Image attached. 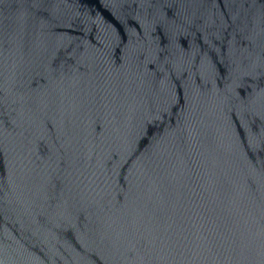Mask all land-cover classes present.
Wrapping results in <instances>:
<instances>
[{"label": "water", "instance_id": "1", "mask_svg": "<svg viewBox=\"0 0 264 264\" xmlns=\"http://www.w3.org/2000/svg\"><path fill=\"white\" fill-rule=\"evenodd\" d=\"M0 264H264V0H0Z\"/></svg>", "mask_w": 264, "mask_h": 264}]
</instances>
